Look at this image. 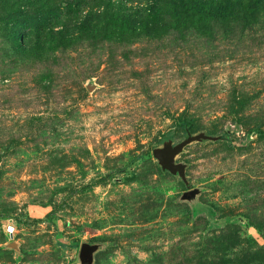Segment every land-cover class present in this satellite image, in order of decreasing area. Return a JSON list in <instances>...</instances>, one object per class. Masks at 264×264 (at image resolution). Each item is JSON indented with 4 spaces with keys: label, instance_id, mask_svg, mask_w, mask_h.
I'll list each match as a JSON object with an SVG mask.
<instances>
[{
    "label": "rangeland",
    "instance_id": "obj_1",
    "mask_svg": "<svg viewBox=\"0 0 264 264\" xmlns=\"http://www.w3.org/2000/svg\"><path fill=\"white\" fill-rule=\"evenodd\" d=\"M179 1L0 0V264H264V0Z\"/></svg>",
    "mask_w": 264,
    "mask_h": 264
},
{
    "label": "water",
    "instance_id": "obj_2",
    "mask_svg": "<svg viewBox=\"0 0 264 264\" xmlns=\"http://www.w3.org/2000/svg\"><path fill=\"white\" fill-rule=\"evenodd\" d=\"M220 137L210 136L205 133L191 134L187 131L184 140L178 144H173L171 140L162 143L161 147L155 148L152 151L153 158L157 161L161 171L168 172L173 176H177L185 185L187 184L185 176L186 165L176 162V157L183 151V148L191 143L198 142H216ZM200 189L194 188L183 192L179 201L189 203L193 208V213H196L200 206L195 203L196 196L200 193ZM108 247L105 243L99 242H83L80 244L77 262L78 264H95V255L105 250Z\"/></svg>",
    "mask_w": 264,
    "mask_h": 264
},
{
    "label": "trees",
    "instance_id": "obj_3",
    "mask_svg": "<svg viewBox=\"0 0 264 264\" xmlns=\"http://www.w3.org/2000/svg\"><path fill=\"white\" fill-rule=\"evenodd\" d=\"M178 4L183 5V6L186 5L184 4V0H180ZM151 10H152L151 5H148L147 9H142V11H145V12L147 11L148 14H150ZM183 127H185V124H183ZM62 247H65V246L62 245Z\"/></svg>",
    "mask_w": 264,
    "mask_h": 264
}]
</instances>
